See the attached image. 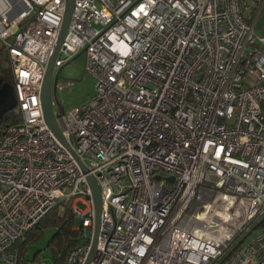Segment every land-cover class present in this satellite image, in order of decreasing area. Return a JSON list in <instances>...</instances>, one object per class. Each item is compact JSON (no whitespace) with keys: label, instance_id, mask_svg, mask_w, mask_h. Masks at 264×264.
Here are the masks:
<instances>
[{"label":"built area","instance_id":"obj_1","mask_svg":"<svg viewBox=\"0 0 264 264\" xmlns=\"http://www.w3.org/2000/svg\"><path fill=\"white\" fill-rule=\"evenodd\" d=\"M65 1L0 0L20 112L19 125H0V264H19L16 243L59 202L73 200L76 227L91 231L86 176L101 188L90 264H264L260 8L245 17L242 0H74L54 69L85 53L96 95L55 118L83 175L40 102ZM0 99V111L13 105L1 83ZM88 250L65 264H84Z\"/></svg>","mask_w":264,"mask_h":264},{"label":"rangeland","instance_id":"obj_2","mask_svg":"<svg viewBox=\"0 0 264 264\" xmlns=\"http://www.w3.org/2000/svg\"><path fill=\"white\" fill-rule=\"evenodd\" d=\"M257 6L255 0L241 1V9L245 17H248L251 9ZM255 31L257 33L256 28ZM61 59L63 60V57H61ZM56 76L57 87L63 86V89L60 90L57 88L55 94H52L53 110L56 115L61 111L68 113L74 109L80 108L90 98L96 95L97 80L86 70L85 53H78L69 61L63 63L61 67L54 69L53 81ZM86 200L87 198L84 196L79 197L80 202L77 203L76 207L80 212L87 210V207L82 204V202H86ZM261 231V227L253 229L251 234L247 236L245 242L247 243L254 237L259 236ZM54 232L55 230L52 228H45L42 230L41 237L38 240L28 243L25 252L26 259L32 261L34 258L38 257L41 261H44L45 264H53L48 242Z\"/></svg>","mask_w":264,"mask_h":264},{"label":"trees","instance_id":"obj_3","mask_svg":"<svg viewBox=\"0 0 264 264\" xmlns=\"http://www.w3.org/2000/svg\"><path fill=\"white\" fill-rule=\"evenodd\" d=\"M0 82L2 85L13 87L14 76L11 67V61L8 51L0 43ZM20 123V112L18 109L7 111L0 118V125L17 126ZM73 200L59 202L25 237L16 243L19 253V264H25L26 246L31 241H36L41 237L42 230L52 228L55 230L48 242V248L51 251L53 264H65L67 255L71 250L84 244L89 246L90 242L86 238V230L82 227H76V216L73 212ZM62 210V211H61ZM256 226L253 227L255 229ZM243 239L234 241L232 248L237 247L243 242ZM38 257L32 261H37Z\"/></svg>","mask_w":264,"mask_h":264},{"label":"water","instance_id":"obj_4","mask_svg":"<svg viewBox=\"0 0 264 264\" xmlns=\"http://www.w3.org/2000/svg\"><path fill=\"white\" fill-rule=\"evenodd\" d=\"M73 2L74 0L65 1V12H64L63 22H62L55 46L53 48L52 55L46 66L45 74L42 80L40 102H41L43 119H44V122L48 130L57 139V141L70 152V154L73 156V158L76 160L77 164L79 165L82 174L87 175L86 167L73 154L70 146L62 137V134L56 122L55 113H54L53 104H52V94L53 93L55 94V87H56V81H57V76L55 80L53 81L54 64L57 59L64 35L66 33L67 26L70 21L72 9H73ZM15 106L16 105L13 104V106L4 110L2 114H0V118L7 111H12L15 108ZM158 179L159 178H156V180ZM167 180L169 182H173L174 178L171 177V178H168ZM86 183L91 192V200H92V208H93V225H92L91 231H86V238L87 240H89L90 244H89V250H88V254L86 256L84 264H90L96 252L98 234H99L100 223H101V188L98 182L96 181V179L92 176H86ZM262 225H264V219H262V221L260 222V226Z\"/></svg>","mask_w":264,"mask_h":264},{"label":"crops","instance_id":"obj_5","mask_svg":"<svg viewBox=\"0 0 264 264\" xmlns=\"http://www.w3.org/2000/svg\"><path fill=\"white\" fill-rule=\"evenodd\" d=\"M256 4L258 5L256 8H252L248 17H252L253 14L258 12L259 8V13L258 17L256 19L254 29H257V35L259 36H264V0H255ZM256 10V11H255ZM256 32V31H255Z\"/></svg>","mask_w":264,"mask_h":264},{"label":"flooded vegetation","instance_id":"obj_6","mask_svg":"<svg viewBox=\"0 0 264 264\" xmlns=\"http://www.w3.org/2000/svg\"><path fill=\"white\" fill-rule=\"evenodd\" d=\"M3 89H4L5 92H6L7 100H8L10 103L14 104V95H13V92H12L11 87H10V86H7V85L4 84V85H3ZM12 106H13V105H12ZM4 110H6V108L2 109V110L0 111V114H2V112H3Z\"/></svg>","mask_w":264,"mask_h":264}]
</instances>
